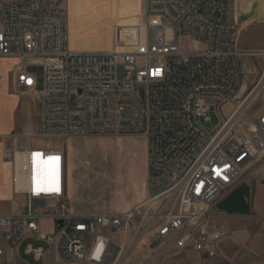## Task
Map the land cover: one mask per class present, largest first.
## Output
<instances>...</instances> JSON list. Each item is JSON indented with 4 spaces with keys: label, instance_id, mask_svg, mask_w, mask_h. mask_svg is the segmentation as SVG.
I'll list each match as a JSON object with an SVG mask.
<instances>
[{
    "label": "built area",
    "instance_id": "2783aa9c",
    "mask_svg": "<svg viewBox=\"0 0 264 264\" xmlns=\"http://www.w3.org/2000/svg\"><path fill=\"white\" fill-rule=\"evenodd\" d=\"M58 1L0 3V62H14L15 86L37 94L40 138L143 137L146 196L126 212L73 214L63 151L49 143L16 147L15 136L1 135L12 191L25 198L26 212L0 213V244L16 248L34 238L45 248L28 246L26 254L42 264H122L139 244L215 259V205L240 170L264 156V111L239 131L260 87L247 88L250 58L261 53L238 45L239 0H143L135 37L113 30L110 48L99 52L69 47ZM36 65L43 68L38 92L27 72ZM226 105L232 109L222 119ZM211 111L220 121L208 130ZM50 153L59 160L52 182L31 171L34 156ZM42 219L53 223L50 233H42Z\"/></svg>",
    "mask_w": 264,
    "mask_h": 264
},
{
    "label": "rangeland",
    "instance_id": "374dc122",
    "mask_svg": "<svg viewBox=\"0 0 264 264\" xmlns=\"http://www.w3.org/2000/svg\"><path fill=\"white\" fill-rule=\"evenodd\" d=\"M9 0H0V3ZM247 4L246 0L243 1ZM252 2L253 9L264 11V0ZM58 3L68 14V29L71 41L79 40L80 35L90 32L97 33L91 41L98 42L101 48L109 49L111 46L113 30L119 33L123 39L127 32H122L119 25L133 24L137 13L135 12V0H59ZM143 16V0H140ZM246 6H242L245 9ZM242 14V13H240ZM133 16L134 20L131 19ZM142 19V18H141ZM238 45L240 48L256 53L264 52V18L251 21H239ZM134 33V32H133ZM96 40V41H95ZM90 42L89 44H93ZM99 52V51H93ZM14 62L1 61L0 67L4 70V76L0 80V136L13 135L16 138V147L27 144H46L49 148L60 149L69 154L68 165L72 166L74 179L79 177L84 184V193L88 204L94 209L109 210L113 204L130 200L135 195L134 184L139 178L138 159L136 153L138 145L133 141H114L115 137H74L69 139L48 140L37 135V94L31 90L17 88L12 84V71ZM250 79L247 88L251 89L259 82L260 87L256 98L248 107L246 114L239 120V131L245 132L250 121L264 111V56L256 55L250 58ZM27 72L34 75L36 81L35 90L42 89L43 68L41 66H28ZM122 70L118 69V78H121ZM72 87L71 90H75ZM232 106L226 105L220 109L222 119L228 116ZM211 122L206 125L212 129L220 121L219 117L211 111ZM143 142V141H142ZM72 147V150L70 149ZM142 148V146H141ZM0 147V212L15 214L26 212L25 198L15 195L12 191V166L10 158ZM260 159V158H259ZM259 159L255 160L256 164ZM50 212V209L47 210ZM15 212V213H13ZM49 229V224H44ZM28 246L37 248L45 246L34 238H25L16 250V258L24 264H36L32 256L25 255ZM153 244L152 248L156 249ZM137 247H143L139 244ZM161 259L175 258L167 256L171 249L158 248ZM153 253L141 248L137 255L131 254L122 264H149L150 255ZM11 260L4 259L2 264H10ZM65 264V263H64Z\"/></svg>",
    "mask_w": 264,
    "mask_h": 264
},
{
    "label": "crops",
    "instance_id": "0c3cea01",
    "mask_svg": "<svg viewBox=\"0 0 264 264\" xmlns=\"http://www.w3.org/2000/svg\"><path fill=\"white\" fill-rule=\"evenodd\" d=\"M239 0L236 4L238 20L251 21L255 19H263L264 11L253 9L252 2L246 0L247 4ZM242 6H246L242 9ZM135 12L137 17L133 24H120L119 29L122 32H127L130 35L139 30L142 21L141 3L140 0H135ZM242 13V14H240ZM245 18V19H244ZM131 19L134 20L133 16ZM138 27V29H137ZM94 32L87 31L80 35L79 40L71 41L68 39L69 47L75 51H97L106 50L97 45V41H91L95 37ZM125 36H129L125 34ZM125 38V37H124ZM94 42L93 44H89ZM12 84L14 76H12ZM5 135V134H4ZM117 142L133 141L138 145L136 158L138 159L139 178L134 184L135 195L130 200L124 203L118 202L113 204L109 210H96L91 204H88L82 180L77 177L73 178L69 174L72 173V166L68 165L69 154H66V195L70 211L73 214H114L131 210L140 203L146 196V180L148 174L147 167V145L143 137L130 136L112 139ZM143 141V142H142ZM142 146V148H141ZM72 150V147H70ZM51 156H43L42 159H53L54 163V180L58 177V154L50 153ZM54 155V156H53ZM51 157V158H49ZM259 163L251 162L240 170V174L234 185L226 191L217 201L213 211L214 221L220 228V238L216 242V258L206 259L202 255L195 252H184L178 257L161 259L156 250L150 255L151 261L149 264H264V156L261 157ZM56 166V168H55ZM56 171V172H55ZM2 214H6L0 212ZM15 213V212H13ZM20 214V213H15ZM44 224H49V229H45ZM53 229V223L49 219H42L41 231L43 234L50 233ZM37 241V240H36ZM38 243H41L37 241ZM0 246L4 249L5 258L11 260L10 264H24L16 258V248H11L5 243ZM143 248V247H141ZM141 248L136 247L132 251V255H137L141 252ZM25 255L26 254L25 249ZM33 259V258H32ZM126 261V260H125ZM36 264H42L33 259Z\"/></svg>",
    "mask_w": 264,
    "mask_h": 264
},
{
    "label": "bare ground",
    "instance_id": "6f19581e",
    "mask_svg": "<svg viewBox=\"0 0 264 264\" xmlns=\"http://www.w3.org/2000/svg\"><path fill=\"white\" fill-rule=\"evenodd\" d=\"M259 54L264 56V53H262V52ZM242 90H244V87L242 88ZM255 95L256 94H254V96ZM43 156H45V155L34 156L31 171L33 173V176L39 177V178L46 177L52 182V180H54V163L55 162L52 161L53 159L44 160V159H42ZM46 156H51V155H46ZM49 158H51V157H49ZM55 168H56V166H55Z\"/></svg>",
    "mask_w": 264,
    "mask_h": 264
},
{
    "label": "water",
    "instance_id": "95a60500",
    "mask_svg": "<svg viewBox=\"0 0 264 264\" xmlns=\"http://www.w3.org/2000/svg\"><path fill=\"white\" fill-rule=\"evenodd\" d=\"M244 19H245V18H244ZM239 21H241V19H240Z\"/></svg>",
    "mask_w": 264,
    "mask_h": 264
}]
</instances>
